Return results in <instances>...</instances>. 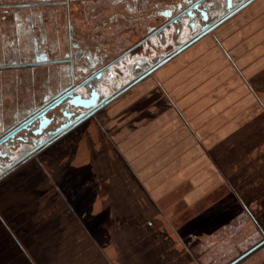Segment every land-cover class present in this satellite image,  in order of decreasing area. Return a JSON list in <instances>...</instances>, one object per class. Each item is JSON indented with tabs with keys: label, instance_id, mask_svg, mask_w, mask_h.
<instances>
[{
	"label": "rangeland",
	"instance_id": "rangeland-1",
	"mask_svg": "<svg viewBox=\"0 0 264 264\" xmlns=\"http://www.w3.org/2000/svg\"><path fill=\"white\" fill-rule=\"evenodd\" d=\"M194 59L188 86L219 84L210 71L223 72L247 100L232 115L240 131L209 148L224 182L207 205L172 228L134 183L104 118L89 119L0 179V264H264V0L147 80L177 86Z\"/></svg>",
	"mask_w": 264,
	"mask_h": 264
},
{
	"label": "flooded vegetation",
	"instance_id": "flooded-vegetation-1",
	"mask_svg": "<svg viewBox=\"0 0 264 264\" xmlns=\"http://www.w3.org/2000/svg\"><path fill=\"white\" fill-rule=\"evenodd\" d=\"M260 1L0 0V179Z\"/></svg>",
	"mask_w": 264,
	"mask_h": 264
},
{
	"label": "crops",
	"instance_id": "crops-1",
	"mask_svg": "<svg viewBox=\"0 0 264 264\" xmlns=\"http://www.w3.org/2000/svg\"><path fill=\"white\" fill-rule=\"evenodd\" d=\"M195 63L194 59L190 67L185 65V76L175 77L180 79L177 86L161 88L151 79L142 82L143 86L120 96L103 119L134 183L175 229L193 217L200 205H207L217 187L222 188L224 179L211 161L209 148L240 131L232 115L247 104L234 89L236 80L230 74L210 71L212 81L219 84L188 86L197 73ZM176 219L179 226L172 224Z\"/></svg>",
	"mask_w": 264,
	"mask_h": 264
},
{
	"label": "water",
	"instance_id": "water-1",
	"mask_svg": "<svg viewBox=\"0 0 264 264\" xmlns=\"http://www.w3.org/2000/svg\"><path fill=\"white\" fill-rule=\"evenodd\" d=\"M262 242H260V243H258V244H256V245H254L253 247H251L250 249H248L244 254H247L248 252H250L251 250H253L254 248H256L258 245H260ZM243 254V255H244ZM237 260V259H236ZM235 260V261H236ZM235 261H233V262H231V263H229V264H233Z\"/></svg>",
	"mask_w": 264,
	"mask_h": 264
}]
</instances>
